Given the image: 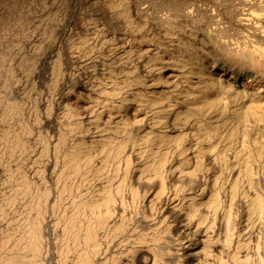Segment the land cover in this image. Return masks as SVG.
Listing matches in <instances>:
<instances>
[{"label": "rangeland", "instance_id": "rangeland-1", "mask_svg": "<svg viewBox=\"0 0 264 264\" xmlns=\"http://www.w3.org/2000/svg\"><path fill=\"white\" fill-rule=\"evenodd\" d=\"M204 4L220 25L179 26ZM237 14L264 24V0H0V264H48L26 230L52 213L57 264L96 254L78 233L95 214L116 221L98 231L99 253L115 247L97 264L141 248L178 264L187 238L207 264H264V64L231 52L264 36ZM164 172L179 210L158 218ZM101 181H117L113 202L89 211Z\"/></svg>", "mask_w": 264, "mask_h": 264}, {"label": "bare ground", "instance_id": "bare-ground-1", "mask_svg": "<svg viewBox=\"0 0 264 264\" xmlns=\"http://www.w3.org/2000/svg\"><path fill=\"white\" fill-rule=\"evenodd\" d=\"M205 5V4H204ZM198 8V9H197ZM196 8L197 11L194 12V9H191L189 11L186 12V15L181 17L183 18L182 21H179L178 24L179 26H182V25H186V26H191V28L193 26H195L197 23L200 22L201 24V21L202 20V16H205V17H208L210 20L214 21L216 25H220L221 24V21H222V17H221V12L213 7V6H198ZM238 16H233V17H237L235 20V23L238 25V26H249L251 28H253L255 30V33L259 34V35H262L264 36V27L262 25V22L261 21H254V19H248L247 16H245L244 14H237ZM232 16V15H231ZM204 17V18H205ZM181 22H184V24H180ZM204 23V22H203ZM194 28V27H193ZM192 28V29H193ZM196 28V26H195ZM195 30V29H194ZM190 31V30H189ZM197 32V31H196ZM195 32V33H196ZM190 34V33H189ZM253 48V47H252ZM233 54H234V57L236 56V58L238 57L239 60H246L248 61L249 63H251L252 65L254 66H262L264 64V45L262 46V44H260L258 47H255L253 48L252 50H248L246 48H238L236 47L234 50L231 51ZM231 56V55H230ZM168 67V66H167ZM257 67V68H258ZM259 67V69H260ZM264 67V66H263ZM262 67V69H263ZM172 72V71H171ZM175 72V71H174ZM176 74V73H175ZM172 76V75H171ZM171 79V78H170ZM209 79V78H208ZM211 79V78H210ZM208 80V81H204L205 84H209V85H212L213 84V81L211 80ZM236 82V81H235ZM174 84V83H173ZM241 84V83H240ZM239 84V85H240ZM243 84V82H242ZM241 84V85H242ZM247 85V84H246ZM245 85V86H246ZM244 86V87H245ZM242 87V86H241ZM255 88V87H254ZM252 89V88H251ZM250 89V90H251ZM247 90V89H245ZM243 90V91H245ZM246 92V91H245ZM254 92V90H253ZM253 92L249 93V94H252ZM256 94V95H254ZM254 97L256 99H259L258 104L257 105H260L259 103H261L262 101L260 100H263L264 101V93L262 92H254ZM253 97V99H254ZM252 98V97H251ZM213 98L209 97L208 96V101H211ZM214 100V99H213ZM212 102V101H211ZM253 102H255V99L253 100ZM256 103V102H255ZM254 103V105H256ZM263 103V102H262ZM264 104V103H263ZM79 105V103L77 104ZM76 105V106H77ZM81 105H82V102H81ZM130 106V105H129ZM127 113L130 117H133V112H134V109L133 107H127ZM125 110V109H124ZM110 113L108 112V115ZM107 115V116H108ZM88 116V115H87ZM125 116V115H124ZM92 117V116H91ZM109 117V116H108ZM87 118V117H86ZM89 118V117H88ZM107 118V117H106ZM137 118V117H136ZM135 119V118H134ZM140 119V118H139ZM142 119V118H141ZM140 119V120H141ZM84 120V119H83ZM88 120V119H87ZM138 120V119H137ZM143 120V119H142ZM104 121H105V118H104ZM141 123V122H140ZM53 129V128H52ZM91 136V135H90ZM89 135H87V137H89L90 139L94 138L95 136H91L90 137ZM100 137V136H99ZM98 138V137H97ZM73 164V163H72ZM47 166L48 167H51L52 166V163L50 161H48L47 163ZM156 166V165H155ZM76 167V166H75ZM154 167V166H153ZM46 168V167H45ZM53 168V166H52ZM75 170V169H74ZM67 171V170H66ZM71 172V171H70ZM52 173V172H51ZM78 175V173H77ZM71 176V175H70ZM160 177V189H159V192H160V198H159V203L161 205V211L159 213V215L155 216V217H163V216H167V218L169 217L170 213H173V212H177L179 210V201L169 192L167 191L166 189L168 188L167 187V184H169L173 174L171 175H167L166 172L162 173L159 175ZM176 176V175H175ZM50 177V176H49ZM130 178V181H131V184L134 185V189L135 191L136 190H144L147 188L148 186V181L146 179H142L141 176H134V175H131ZM128 178V179H129ZM176 178V177H174ZM149 180V179H148ZM175 180V179H174ZM82 182V181H81ZM117 182V181H116ZM116 182H111L109 183L108 181V184L107 183H102L101 182H98L95 187L97 188L96 190V194L92 197H90V199H88L87 201V204L86 206L89 208V211H95L98 210V209H101V206H106L108 205L110 202H113V198L111 199V195H110V192L112 189H117L118 188V184L115 186ZM53 184V183H52ZM95 184V183H94ZM78 186V185H77ZM93 186V185H92ZM120 187V186H119ZM67 188V187H66ZM78 189V188H77ZM56 190V188L54 189ZM118 191V190H117ZM95 192V191H94ZM115 192V191H114ZM51 193V192H50ZM49 193V194H50ZM56 193V192H54ZM53 193V194H54ZM90 193V192H89ZM48 194V195H49ZM52 194V193H51ZM87 196V195H86ZM44 197V195H43ZM50 197V196H49ZM48 197V198H49ZM52 197V196H51ZM47 198V197H46ZM54 199V197H52ZM51 198V199H52ZM69 198V197H68ZM50 199V198H49ZM59 199V198H58ZM71 199V198H70ZM150 199V194H147V195H144V201L145 202H150L149 201ZM48 200V199H47ZM55 200H56V196H55ZM153 200V199H152ZM50 201V200H49ZM48 201V202H49ZM53 202V200H51ZM52 202L49 203V205L51 204V206H54L55 205V201H54V204L52 205ZM144 202V203H145ZM38 204V203H37ZM80 205V204H79ZM40 206V205H39ZM82 206V205H80ZM55 207V206H54ZM67 207V206H66ZM86 207V208H87ZM109 207V206H108ZM40 208V207H39ZM52 208V207H51ZM53 209V208H52ZM78 209V208H77ZM120 209V208H119ZM53 211V210H52ZM78 211V210H77ZM110 211V210H109ZM37 212V211H36ZM35 212V213H36ZM94 212V213H95ZM119 212V211H118ZM93 213V212H92ZM99 213V212H98ZM83 214V213H82ZM108 214V213H107ZM55 215V214H54ZM53 215H50L48 217H46V219L43 220V223H42V227H43V230L42 228L39 226V228L37 227H33L34 229L30 230L27 229L26 232H28V238H29V242L26 241V244H30V246L34 249V252H32L33 254L35 253V250L39 249L38 251L40 252V248L39 247H42L43 245H45L46 247V261L48 262V264H57V258L59 257L60 258V255L58 256V254L56 253V249L55 248L57 246V244H55V237L56 236V221H55V216ZM96 215V216H95ZM94 216L90 215L89 218H88V221L84 222L83 223H80L79 222V232L81 234V239L83 241H85L84 243L86 244V248H87V245L88 244H91V246H93L95 248L96 246V249L97 252L95 255L92 256V254H94V252L91 254L88 253L83 255V254H78L77 258H75V261H71L72 263L71 264H97L99 263L101 260H103L106 255L109 253V251H111V249H113V246L114 245V242L113 243H109L107 245L104 246L105 250L103 252H100L99 251L102 249L100 244H98L100 240V234H99V230H101L100 232H102V228H104V225L109 223V226L110 224H115L116 221L114 219V217H111V216H106V214L104 215H98V214H95ZM111 215V214H110ZM78 216V215H77ZM77 216L76 214L74 215V217L71 219V222L70 225L72 226V231H74V226L76 224V221L78 222L77 220ZM125 216V215H124ZM41 217V216H40ZM80 217H81V214H80ZM79 217V218H80ZM106 217V219H104ZM43 218V217H42ZM83 218V217H82ZM111 218V219H110ZM119 218V217H118ZM57 219V218H56ZM68 219V218H67ZM110 219V220H109ZM83 220V219H82ZM86 221V220H85ZM121 222V221H120ZM118 224V223H117ZM121 224V223H120ZM116 225V224H115ZM33 226H36L33 225ZM68 226V225H67ZM126 227V226H125ZM174 228L176 226H173ZM181 226H178L176 227L179 228ZM187 228L188 231H191V225L190 224H187L186 226L184 225V228ZM122 228H120L119 230H121ZM118 230V229H117ZM78 231V230H77ZM76 231V232H77ZM129 231V230H128ZM77 233V234H78ZM24 234H27V233H24ZM64 234V233H63ZM71 235L72 232H71ZM70 235V236H71ZM79 235V234H78ZM26 236V235H24ZM65 236V235H64ZM63 236V237H64ZM25 238V239H28V238ZM45 237V239H44ZM102 237V236H101ZM79 238V237H78ZM103 238V237H102ZM75 239H77V236L75 237ZM80 239V240H81ZM58 240V239H57ZM78 240V239H77ZM78 240V241H80ZM112 241V240H111ZM88 243V244H87ZM101 243V242H100ZM119 243V242H118ZM78 245V244H77ZM130 245V244H129ZM200 245H202L201 242H194V240L192 239H188L183 242L181 244V246L179 247V249L175 252V253H172L173 256H172V259H171V262H177L178 264H207L204 260V258L202 259L201 256H202V251L199 250L200 248ZM76 246V245H75ZM84 246V245H83ZM28 247V245H27ZM29 247V248H31ZM85 247V246H84ZM82 247V248H84ZM123 248V247H122ZM215 248V247H214ZM26 249V248H25ZM33 249L30 250L33 251ZM43 249V248H42ZM85 249V248H84ZM216 249V248H215ZM59 250V249H58ZM133 250V249H132ZM37 251V253H38ZM81 251V250H80ZM83 251V250H82ZM95 251V250H94ZM217 251V249H216ZM66 252V251H65ZM63 253V252H62ZM135 254L130 258V260H127V262H124L123 264H162V262L158 261L159 259H157V256L153 253H151L149 250H146V249H139V250H136V252H134ZM60 254V253H59ZM64 255V254H63ZM66 255V254H65ZM25 258V257H24ZM33 258V257H32ZM31 258V259H32ZM35 258V257H34ZM65 259V258H64ZM127 259V258H126ZM169 258H167L168 260ZM63 260V259H62ZM61 260V261H62ZM170 260V259H169ZM168 260V261H169ZM3 261V260H2ZM210 261V259H209ZM60 262V261H59ZM103 262V261H102ZM208 262V261H207ZM212 262V261H211ZM3 263V262H2ZM46 263V262H45ZM213 263V262H212ZM35 264V263H34ZM59 264V263H58ZM62 264V263H61ZM172 264V263H170ZM208 264H211L208 262Z\"/></svg>", "mask_w": 264, "mask_h": 264}]
</instances>
